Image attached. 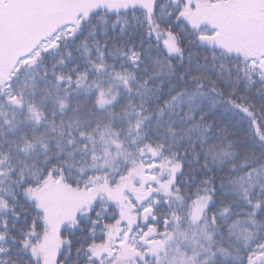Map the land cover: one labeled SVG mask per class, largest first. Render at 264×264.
I'll list each match as a JSON object with an SVG mask.
<instances>
[{"label":"snow or ice","instance_id":"snow-or-ice-1","mask_svg":"<svg viewBox=\"0 0 264 264\" xmlns=\"http://www.w3.org/2000/svg\"><path fill=\"white\" fill-rule=\"evenodd\" d=\"M0 264H264V0H0Z\"/></svg>","mask_w":264,"mask_h":264}]
</instances>
